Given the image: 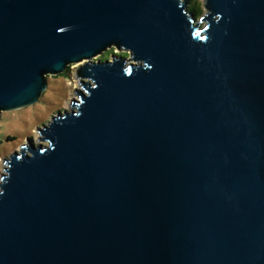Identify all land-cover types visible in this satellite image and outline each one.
Returning a JSON list of instances; mask_svg holds the SVG:
<instances>
[{
	"label": "water",
	"instance_id": "95a60500",
	"mask_svg": "<svg viewBox=\"0 0 264 264\" xmlns=\"http://www.w3.org/2000/svg\"><path fill=\"white\" fill-rule=\"evenodd\" d=\"M203 5L0 0V121L82 86L4 159L0 264H264V0Z\"/></svg>",
	"mask_w": 264,
	"mask_h": 264
},
{
	"label": "rangeland",
	"instance_id": "374dc122",
	"mask_svg": "<svg viewBox=\"0 0 264 264\" xmlns=\"http://www.w3.org/2000/svg\"><path fill=\"white\" fill-rule=\"evenodd\" d=\"M202 12L205 10L203 0H195ZM199 18L200 15L198 14ZM113 53L128 55L127 52L111 48L94 58L95 61L111 59ZM78 64H71L67 70L57 75H48V87L38 102L20 109L5 111L0 121V175L4 171V159L30 139L34 143L40 140L39 130L59 111L71 109L74 98H78L76 90L82 88L77 78Z\"/></svg>",
	"mask_w": 264,
	"mask_h": 264
},
{
	"label": "trees",
	"instance_id": "16d2710c",
	"mask_svg": "<svg viewBox=\"0 0 264 264\" xmlns=\"http://www.w3.org/2000/svg\"><path fill=\"white\" fill-rule=\"evenodd\" d=\"M189 3V8L196 14V15H201L202 14V10L200 8V6L196 3L195 0H188ZM108 55L104 54V58L107 59Z\"/></svg>",
	"mask_w": 264,
	"mask_h": 264
}]
</instances>
